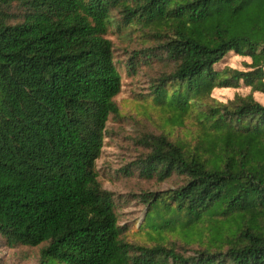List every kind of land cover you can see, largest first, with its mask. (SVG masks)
I'll list each match as a JSON object with an SVG mask.
<instances>
[{
  "label": "trees",
  "instance_id": "trees-1",
  "mask_svg": "<svg viewBox=\"0 0 264 264\" xmlns=\"http://www.w3.org/2000/svg\"><path fill=\"white\" fill-rule=\"evenodd\" d=\"M112 23L154 39L123 66H168L148 95L172 109V121L210 101L198 107L196 134L142 141V178H180L143 194L150 246L123 238L114 195L96 171L121 88L106 37ZM230 52L249 57L248 69L216 70ZM263 68L264 0H0L5 245L44 244L48 264H264V105L251 95L210 98L240 81L264 93Z\"/></svg>",
  "mask_w": 264,
  "mask_h": 264
},
{
  "label": "rangeland",
  "instance_id": "rangeland-1",
  "mask_svg": "<svg viewBox=\"0 0 264 264\" xmlns=\"http://www.w3.org/2000/svg\"><path fill=\"white\" fill-rule=\"evenodd\" d=\"M19 7L13 2L11 12L14 15H11V22L20 17ZM114 20L117 22V19ZM106 37L112 42L115 61L121 72V88L114 97L118 112L108 118L104 145L100 157L96 160L98 181L103 189L114 195L123 238L131 243L150 246L155 243L154 237L152 238L149 230L141 229L146 215L143 194L173 188L180 183V178L174 175L164 181L142 178L137 164L148 152L142 141L150 134L165 133L173 138H189L190 135L196 134L198 127L195 116L199 111L198 107L210 101L198 102V107L182 121H172L170 119L173 115L172 109L156 105L152 101V96L148 95L156 79L162 73L168 72V66L163 62L154 61L143 65L136 73L128 71L123 66L127 53L154 46V39L150 33L132 26L119 28L116 23H112ZM249 62V57L230 52L216 64V70L225 68L247 70L246 64ZM236 95H251L264 105V93L253 89L249 84H244L243 81H240L237 87L214 88L210 98L226 102ZM43 246L44 244L33 247L21 245L10 248L0 236V264H48L40 257Z\"/></svg>",
  "mask_w": 264,
  "mask_h": 264
}]
</instances>
